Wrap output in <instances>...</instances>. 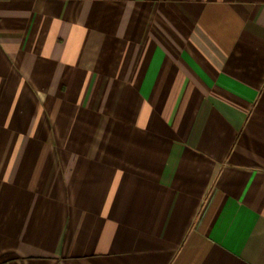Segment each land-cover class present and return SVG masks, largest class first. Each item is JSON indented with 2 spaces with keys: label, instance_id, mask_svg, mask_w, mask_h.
I'll return each instance as SVG.
<instances>
[{
  "label": "crops",
  "instance_id": "1",
  "mask_svg": "<svg viewBox=\"0 0 264 264\" xmlns=\"http://www.w3.org/2000/svg\"><path fill=\"white\" fill-rule=\"evenodd\" d=\"M0 264H264V0H0Z\"/></svg>",
  "mask_w": 264,
  "mask_h": 264
}]
</instances>
